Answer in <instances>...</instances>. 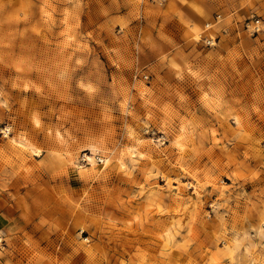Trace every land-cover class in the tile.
I'll list each match as a JSON object with an SVG mask.
<instances>
[{
	"label": "rangeland",
	"instance_id": "rangeland-1",
	"mask_svg": "<svg viewBox=\"0 0 264 264\" xmlns=\"http://www.w3.org/2000/svg\"><path fill=\"white\" fill-rule=\"evenodd\" d=\"M0 264H264V0H0Z\"/></svg>",
	"mask_w": 264,
	"mask_h": 264
},
{
	"label": "bare ground",
	"instance_id": "bare-ground-1",
	"mask_svg": "<svg viewBox=\"0 0 264 264\" xmlns=\"http://www.w3.org/2000/svg\"><path fill=\"white\" fill-rule=\"evenodd\" d=\"M33 47V46H32ZM16 48V47H15ZM26 72H27V70H25ZM20 74H22L21 72H20ZM50 74V73H49ZM38 121H39V119H38Z\"/></svg>",
	"mask_w": 264,
	"mask_h": 264
}]
</instances>
